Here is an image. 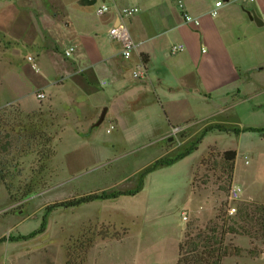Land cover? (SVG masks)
Returning a JSON list of instances; mask_svg holds the SVG:
<instances>
[{"label": "rangeland", "instance_id": "374dc122", "mask_svg": "<svg viewBox=\"0 0 264 264\" xmlns=\"http://www.w3.org/2000/svg\"><path fill=\"white\" fill-rule=\"evenodd\" d=\"M70 29L55 41L57 51L52 39L37 49L21 42L11 46L0 35V143H8L0 153V264H174L186 226L203 228L220 204L234 208L228 216L242 202L264 204V131H232L248 124L263 128L264 108L247 116L242 105L230 109L231 101L217 114L211 112L213 103L196 104L197 121L175 128L145 97L112 99L105 89L87 94L70 82L60 62L71 42ZM27 57L34 59L37 71ZM238 58L242 66L261 68L263 84L264 47H251ZM39 85L42 89L35 90ZM39 93L45 96L38 99ZM211 125L229 132L210 130L189 154L144 173L155 160L183 153ZM226 150L235 152L229 185L215 180L217 170L214 176L199 166L208 152L218 163L216 155ZM195 168L196 188H191ZM233 186L238 196L228 200L229 191L220 188ZM134 190L132 195L54 208L42 233L8 240L35 230L47 205ZM232 244L239 255L224 264H264L260 241L234 236Z\"/></svg>", "mask_w": 264, "mask_h": 264}, {"label": "crops", "instance_id": "0c3cea01", "mask_svg": "<svg viewBox=\"0 0 264 264\" xmlns=\"http://www.w3.org/2000/svg\"><path fill=\"white\" fill-rule=\"evenodd\" d=\"M24 1L0 0L1 37L11 46L21 42L37 49L43 46L42 41L52 39L53 51H57L55 41L71 28V42L62 52L68 47L73 51L66 58L61 52L60 62L70 82L87 94L105 89L112 99L124 94L145 97L146 103L164 111L166 124L175 128L197 121L196 104L213 103L211 112L217 114L226 101H231L230 109L235 111L242 105L247 116L264 108L261 68L242 66L238 58L251 47H264V0ZM217 1L222 4L211 17L209 11ZM99 3L112 11L96 16L94 8ZM129 7L137 12L125 20V25L137 46L123 60L118 43L108 38L107 31L117 23L116 11ZM183 13L197 18L198 25L184 23ZM250 13L263 25H255ZM172 45H182L183 50L171 55ZM139 68L144 71L142 77H130L128 70ZM63 83L60 79L59 85ZM95 110L90 113L95 114Z\"/></svg>", "mask_w": 264, "mask_h": 264}, {"label": "trees", "instance_id": "16d2710c", "mask_svg": "<svg viewBox=\"0 0 264 264\" xmlns=\"http://www.w3.org/2000/svg\"><path fill=\"white\" fill-rule=\"evenodd\" d=\"M210 130H216L219 132H229V130L219 126L211 125L203 128L199 132L198 139L191 144V146L183 153L175 155L173 158L165 159L160 158L155 160L148 168L144 170V173L150 172L152 169L158 166H167L180 159L181 157L189 154L196 148V144L204 136V134ZM235 134L241 131L262 132L263 128H251L247 127L242 130H232ZM8 143H0V153H4ZM212 153L208 152L206 156L199 161V166H205L209 171H212L214 175L215 170L219 173L215 176V180L223 181L226 184H230L233 174V165L235 159V152L232 150H226L216 155L219 162L211 159ZM197 168L192 171V177L190 182L191 188L194 187L195 173ZM225 193L229 191V187H221ZM138 190L127 192H112L105 193H92L76 198H72L66 201H61L45 206L41 221L38 227L30 232L26 236L10 237L8 240H27L42 233L45 230L47 215L57 207L60 208H72L80 204H86L94 200H106L114 199L118 195H132ZM234 236H243L252 241H260L264 244V204L242 202L235 206V214L233 216L227 215V205H219L214 216L207 221L203 228H192L186 226L182 240L177 246V257L174 264H224V260L231 256L239 255V248L232 244V238ZM4 239H0V242ZM250 253V251H249Z\"/></svg>", "mask_w": 264, "mask_h": 264}, {"label": "built area", "instance_id": "2783aa9c", "mask_svg": "<svg viewBox=\"0 0 264 264\" xmlns=\"http://www.w3.org/2000/svg\"><path fill=\"white\" fill-rule=\"evenodd\" d=\"M90 1L94 2L95 0H90ZM245 1H247L249 3L253 2V0H245ZM221 4H222V2H220V1H217L213 4L212 9L209 11V15L211 17H214L217 15L218 8L221 6ZM179 7H181L180 4H179ZM111 11H112V9L105 3H99L94 8V13L96 16H103V15H105ZM136 12H137V9L134 7L122 8V9L116 11L115 19H116L117 23L115 25L110 26L108 31H107L108 38L110 40H113V41L118 43V45H119V57L122 58L123 60L128 59L131 56V53L133 52V50L137 46L136 43L131 38V36L129 35L127 28H126V25H125V20ZM261 19L264 22V14L262 15ZM182 20L184 23H190L194 26H197L199 23L197 18H193L186 13H183ZM182 50H183L182 45H172L169 47V54L173 55V54L179 53ZM72 51H73V48L68 47L63 52V56L65 58L69 57V55L71 54ZM27 60L30 63L31 69H33L34 71H37L36 65L32 61V58L27 57ZM143 74H144V71L142 68H139V70L134 69L131 71V77L135 78V79H140ZM36 97L38 99H42L43 94L39 93V94H37ZM110 129H111V127H110ZM106 132H108V130H106ZM237 196L238 195H237V191H236L235 187H231L229 189V192H228V200H235L237 198ZM232 213H234V208L228 207L227 214L230 215ZM182 219H185V217H183Z\"/></svg>", "mask_w": 264, "mask_h": 264}, {"label": "water", "instance_id": "95a60500", "mask_svg": "<svg viewBox=\"0 0 264 264\" xmlns=\"http://www.w3.org/2000/svg\"><path fill=\"white\" fill-rule=\"evenodd\" d=\"M249 19L251 21H253V23L257 26L263 25V22L252 13H250ZM104 113H105V108L101 111L99 118H98L97 122L95 123L96 125L99 124L103 120Z\"/></svg>", "mask_w": 264, "mask_h": 264}]
</instances>
